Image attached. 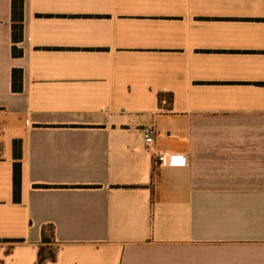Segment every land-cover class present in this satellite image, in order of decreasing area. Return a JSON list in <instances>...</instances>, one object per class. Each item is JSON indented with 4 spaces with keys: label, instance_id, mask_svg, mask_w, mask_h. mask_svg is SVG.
<instances>
[{
    "label": "crops",
    "instance_id": "0c3cea01",
    "mask_svg": "<svg viewBox=\"0 0 264 264\" xmlns=\"http://www.w3.org/2000/svg\"><path fill=\"white\" fill-rule=\"evenodd\" d=\"M12 1L0 239L24 242L0 259L37 264L53 226L47 264H264V0H25L19 58Z\"/></svg>",
    "mask_w": 264,
    "mask_h": 264
},
{
    "label": "trees",
    "instance_id": "16d2710c",
    "mask_svg": "<svg viewBox=\"0 0 264 264\" xmlns=\"http://www.w3.org/2000/svg\"><path fill=\"white\" fill-rule=\"evenodd\" d=\"M24 6L25 0L12 1V38H13V56L16 58L22 57L24 52L18 45L24 38ZM23 90V72L20 70L13 71V91L16 93ZM21 144L14 143V201L15 203L21 202L22 193V168H21ZM23 240L17 239H0V250L4 245H8L7 253L10 254L14 247ZM60 246L55 241V229L53 226H45L42 231V243L40 245L39 257L37 264H47L48 262H55ZM0 264H5L0 259Z\"/></svg>",
    "mask_w": 264,
    "mask_h": 264
},
{
    "label": "built area",
    "instance_id": "2783aa9c",
    "mask_svg": "<svg viewBox=\"0 0 264 264\" xmlns=\"http://www.w3.org/2000/svg\"><path fill=\"white\" fill-rule=\"evenodd\" d=\"M156 129L154 127L151 128H147L146 130H144V137H145V141L146 144L148 145V147H153V145L155 144V136H156ZM159 156V161L162 164H173L174 163V159H176V156L173 154H168V153H160L158 154ZM187 158L186 159H182L180 164L181 165H185L187 164Z\"/></svg>",
    "mask_w": 264,
    "mask_h": 264
}]
</instances>
